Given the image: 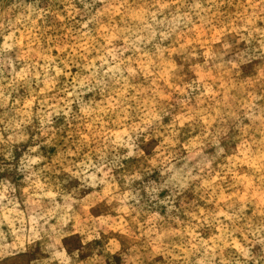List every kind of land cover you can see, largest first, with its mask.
I'll return each mask as SVG.
<instances>
[{
	"label": "rangeland",
	"instance_id": "rangeland-1",
	"mask_svg": "<svg viewBox=\"0 0 264 264\" xmlns=\"http://www.w3.org/2000/svg\"><path fill=\"white\" fill-rule=\"evenodd\" d=\"M0 264H264V0H0Z\"/></svg>",
	"mask_w": 264,
	"mask_h": 264
}]
</instances>
